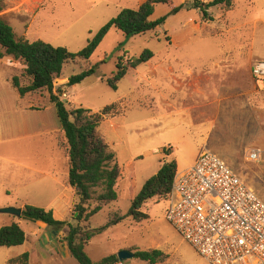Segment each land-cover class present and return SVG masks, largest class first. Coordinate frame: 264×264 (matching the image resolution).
<instances>
[{
    "label": "rangeland",
    "instance_id": "374dc122",
    "mask_svg": "<svg viewBox=\"0 0 264 264\" xmlns=\"http://www.w3.org/2000/svg\"><path fill=\"white\" fill-rule=\"evenodd\" d=\"M145 1L4 0L0 17L12 27L17 39L40 40L77 53L122 9L136 10ZM170 1L155 5L150 20L165 17V21L153 31L127 39L110 29L89 60L64 66L53 82V93L68 109L81 107L97 113L113 104L111 112L116 116L103 121L97 132L116 153L120 176L135 172V194L162 163L174 160L180 173L207 149L264 202V87L251 76L252 66L264 61V0H233L230 9L210 7L205 19L194 2L213 0ZM175 8L179 10L172 13ZM144 50L152 52V59L129 69L117 90L111 89L105 79L116 71L119 60L126 64ZM23 67L22 62L4 56L0 81L10 74L17 76L22 86L28 85ZM90 68H95L94 74L77 85H67L71 76ZM37 94L48 96L45 89ZM169 104L182 111L186 119L171 112ZM255 149L262 154L250 162L247 156ZM26 152L24 148L17 151ZM5 195L12 192L0 190V197ZM128 197L127 189L120 191L119 199L94 215L89 226L105 225L113 213L126 214L131 205ZM166 208V201H149L141 209L147 215L145 220L136 222L126 217L92 238L85 252L94 263L127 249L132 253L159 250L163 256L157 264H209L167 222ZM8 216L12 215L0 213V227ZM12 218L25 230L31 226ZM71 218L67 221L76 224ZM59 232L65 242L67 228ZM18 254L14 251L10 255ZM23 261L14 264H29ZM32 264L78 263L70 255L40 254ZM118 264L146 263L134 257Z\"/></svg>",
    "mask_w": 264,
    "mask_h": 264
},
{
    "label": "trees",
    "instance_id": "16d2710c",
    "mask_svg": "<svg viewBox=\"0 0 264 264\" xmlns=\"http://www.w3.org/2000/svg\"><path fill=\"white\" fill-rule=\"evenodd\" d=\"M170 2V0H146L136 10L122 9L77 53H71L65 47H54L40 40L28 42L17 39L12 27L0 17V60L4 56H9L22 62L24 66L22 75L30 80L29 84L22 86L17 76L11 78V85L20 97L43 89L48 92L61 127L62 139L59 146L64 149L69 162L68 185L74 189L75 196L78 198L71 215V220L76 224L67 220H57L51 210L31 205H24L21 216L34 222L44 223L56 233L64 227L67 228L64 241L70 256L78 264L119 263L117 254L105 256L94 263L85 252V246L92 238L104 233L110 226L122 222L126 217H132L136 222L145 220L147 215L141 209L146 203L153 200L156 202L167 200L177 173V164L174 160L162 163L157 173L148 178L141 190L131 199V205L126 214L113 213L105 225L91 228L90 219L118 199L115 187L120 177V168L116 153L97 132L100 124L107 118L115 117L116 113L111 112L113 104L97 113L81 107L68 109L53 93V82L61 76L66 64L89 60L110 29L120 31L128 39L159 27L165 21V17L156 21L150 20L154 7L156 4ZM215 6L230 9L233 6V0H213L207 4L194 2V7L203 13V19L208 17V8ZM3 8L4 0H0V12ZM178 10L175 8L172 13ZM152 57L151 51L144 50L138 58L128 60L126 64H122L120 59L116 71L105 79L106 84L111 89L117 90L118 83L129 69H135L140 64L147 63ZM94 72L95 68H90L73 75L68 79L67 85H77ZM82 223H85V226ZM24 241L25 234L16 223L0 227V247H17ZM162 256L159 250H136L134 253L136 259L146 264H157ZM28 259L29 255L24 253L9 260L7 264H14L21 260L27 262Z\"/></svg>",
    "mask_w": 264,
    "mask_h": 264
},
{
    "label": "crops",
    "instance_id": "0c3cea01",
    "mask_svg": "<svg viewBox=\"0 0 264 264\" xmlns=\"http://www.w3.org/2000/svg\"><path fill=\"white\" fill-rule=\"evenodd\" d=\"M11 78L9 74L0 81V190H10L12 195L0 197V208L22 210L24 205H31L51 210L57 220H67L78 198L68 185L69 162L64 149L59 146L62 132L54 105L50 102L49 94H37L42 90L20 97L11 85ZM169 106L171 112L181 113L180 117L186 119L182 111ZM21 148L28 149V152L17 153ZM119 181L122 182L120 190ZM115 189L118 199L120 191L127 189L131 201L136 195L135 172L122 173ZM16 200L22 203L18 205ZM22 220L30 223V228L23 229L12 216L1 221L2 226L16 223L24 232L25 241L17 247H0V264H7L24 253L29 255V264L36 261L40 254L51 257L57 254L65 258L70 255L59 235L61 232L56 233L41 222ZM14 251L19 253L16 257L10 255Z\"/></svg>",
    "mask_w": 264,
    "mask_h": 264
},
{
    "label": "built area",
    "instance_id": "2783aa9c",
    "mask_svg": "<svg viewBox=\"0 0 264 264\" xmlns=\"http://www.w3.org/2000/svg\"><path fill=\"white\" fill-rule=\"evenodd\" d=\"M251 76L264 87V61ZM166 202L167 222L209 264H264V202L217 154L204 149L176 173Z\"/></svg>",
    "mask_w": 264,
    "mask_h": 264
},
{
    "label": "water",
    "instance_id": "95a60500",
    "mask_svg": "<svg viewBox=\"0 0 264 264\" xmlns=\"http://www.w3.org/2000/svg\"><path fill=\"white\" fill-rule=\"evenodd\" d=\"M21 212H22V210L20 208H13V207H6V208L0 209V213L9 214V215L15 216L17 218H22L24 220L34 222L33 220L26 219V218L22 217ZM75 216H76V214H75ZM117 257H118L119 262H123L127 259L134 258V253H132L129 250L124 249V250H120L119 252H117Z\"/></svg>",
    "mask_w": 264,
    "mask_h": 264
}]
</instances>
